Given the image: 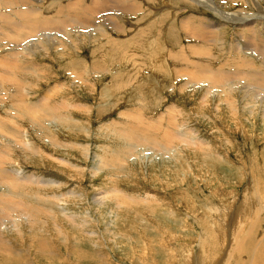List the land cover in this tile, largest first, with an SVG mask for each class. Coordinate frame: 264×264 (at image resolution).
Returning <instances> with one entry per match:
<instances>
[{
  "label": "rangeland",
  "instance_id": "rangeland-1",
  "mask_svg": "<svg viewBox=\"0 0 264 264\" xmlns=\"http://www.w3.org/2000/svg\"><path fill=\"white\" fill-rule=\"evenodd\" d=\"M61 1L63 5L70 3L69 0ZM91 1L87 0L86 3ZM142 1L139 13L133 16L124 12L121 15L129 19L124 22L127 29L123 34L117 33L115 26H111V20L100 23L102 19L99 15L91 26L74 25L77 38L80 35L83 38L69 46L66 39L62 38L61 49L44 42L43 47H33L23 54L17 49L16 52L20 53L18 56L12 53L13 49H6L8 46H0V59H8L10 53L14 54L15 60H12L18 65L17 75L20 77L19 86H15L13 81L5 82L7 85L0 84L1 88L4 86L3 90L0 88V213H3L0 215V242L3 243H0V261L4 260L8 264H169L157 255L162 243L168 245L169 251L172 248L165 239L166 232L168 239L178 240L175 246L176 264L181 263L183 254L190 249L194 250L196 260L218 264L223 258L220 253L222 248L224 252L230 253L227 264H263L264 86L249 79L245 80L247 83L238 81L243 85V90L250 94L239 103V113L243 112L240 116L245 124L242 128L237 127V124L235 127L226 110L217 112L215 108L216 105L226 108L230 92L225 94L221 93L220 87L218 90L214 86L210 88L207 86L210 82L202 80L201 84L200 81H193L191 76L200 72L199 67L193 68L183 63L175 66L170 58V52L183 51V56L188 58V53L198 49L202 54L194 55L195 58L189 56L190 61L197 63V60L209 54L218 56L220 61L228 57L261 61L258 53L264 52V40H260L264 39V19L256 18L258 15L264 16L258 12L261 5L257 0H232L234 3L224 0L225 7L221 5L220 9L235 13L238 18L244 17L245 22H238L228 19L220 11L203 10L198 4L184 0H178V3L177 0ZM260 2L264 4V0ZM205 3L213 6L209 0ZM249 9L251 12H248ZM14 10L17 9L14 7ZM169 13L174 18L171 16L166 20L165 17L163 21H166L160 25V19ZM185 15L187 18L194 15L197 20L193 19V22L189 19L193 25L201 23L199 19H211L223 25L220 31H227L224 32L227 35L219 31L216 37L220 38L217 42L213 40L217 44L211 48L212 45L203 37L187 32L189 25L180 22ZM141 16L145 17L144 21H138ZM13 17L17 20L16 16ZM81 17L84 15L81 14ZM252 20L263 22L259 24L256 35L247 32L250 28H242ZM254 25L257 27L258 24ZM99 27L110 32L109 38L122 42L137 37L138 31L145 27L146 35L140 40L143 41V48L131 50L125 45L122 52L116 51L114 46L108 45L107 37H90ZM129 27H134L135 31L131 33L134 37H130ZM242 30L245 35L241 34ZM26 35L21 38L25 39ZM212 39L209 38L208 42H212ZM232 41L245 47L246 53L238 52L240 47L233 46L231 50L229 46ZM119 47L120 44L116 48ZM70 62L76 67H72ZM27 69L29 73L21 72ZM73 69H79L85 81L82 78L73 79ZM224 69L234 71L235 67L226 66ZM258 69L260 74H264L261 63ZM116 83L128 85L118 88ZM230 83L235 84L236 80H231L229 87ZM255 86H259V90ZM235 95L241 97L244 94L239 92ZM247 99L252 103H248ZM37 105L42 107H35ZM50 107L53 111L58 109L57 114L50 113ZM59 116L74 118L73 121L62 120ZM193 133L199 137L200 142L197 144L190 140ZM173 134L177 138L173 139ZM186 138L187 142L184 141ZM113 159L118 163H114ZM3 170L8 172L7 176L1 172ZM200 170L217 172L218 181L212 183L204 176L200 177ZM176 172L186 182L170 188L167 184L172 183L173 173L177 178ZM37 178H42L40 183ZM119 196L125 198L124 202L118 200ZM192 196V203L185 206L184 201L188 202L187 198ZM95 198L106 200L108 206L112 205L111 208L116 209L117 216L109 209L96 205ZM193 199L196 204H193ZM229 199L231 204L227 202ZM231 199L237 200V208L233 207ZM221 203H229L232 210L236 209L239 215L234 216L236 223L233 217L224 214L227 210ZM171 209L177 212L176 218L167 213ZM71 212L76 217L80 215L79 224L72 223ZM207 216L208 219L205 218ZM226 216L228 222L224 220ZM86 219L90 221L83 229L80 224ZM178 219L183 223L180 228L174 226ZM211 220L214 221L213 226ZM21 225L25 231L22 239L18 231ZM231 225H235L234 229ZM182 227L187 229L186 239L181 235L184 232ZM164 228L166 230L161 233ZM60 230L65 231L63 233ZM7 248H11L12 253L6 252Z\"/></svg>",
  "mask_w": 264,
  "mask_h": 264
},
{
  "label": "bare ground",
  "instance_id": "bare-ground-1",
  "mask_svg": "<svg viewBox=\"0 0 264 264\" xmlns=\"http://www.w3.org/2000/svg\"><path fill=\"white\" fill-rule=\"evenodd\" d=\"M70 1V3H68V4H66V5H63V2L61 1V2H59V0H1L0 1V5H5V7H3V6H0V18H4V20L2 21V20H0V25L2 24V26H0V46H1V48H4V47H6V46H8V48H6V49H8V50H12L13 52L12 53H17V55L19 56L20 55V53L19 52H22V54H23V52L24 51H27L28 49H32L33 47L35 48V49H39L40 47H43L44 45H43V43L44 42H46L48 45H49V43L51 44V45H54V46H59V48H60V46H62V44H60V42L62 41L61 39L63 38V39H66V41H67V46H69V45H73V43H75V41L76 40H80V38H83V35H80V36H78V38H77V34H75V32H74V25H77V24H84V25H86V26H91L92 24H93V20L94 19H96L99 15H100V18L102 19L101 21H100V23H103V22H107L108 20H111L110 22L112 23H110L111 24V26H115V28H116V30H118L117 31V33L118 32H124V31H126V29H127V26H126V24L124 23L125 21H126V19H124L123 18V16L121 17V15L122 14H124V12L126 13V12H128V13H130V15H132L133 14V16H134V14L135 13H139V11L141 10V8H142V4H143V1L142 0H92L90 3H86V1L87 0H69ZM89 1V0H88ZM147 1V0H146ZM185 2L186 1H188V2H190V3H195V4H198L200 7H202L203 8V10L204 9H206V10H213V11H215V12H217V11H220L221 13H223L228 19H231V20H236V21H238L239 22V20H240V22H245L244 20V17H242V18H238L236 15H235V13H232V12H226V11H223V10H221L220 9V7H221V5H223V8L225 7V5H224V0H209L211 3H213V6L212 5H207L206 3H205V1L206 0H184ZM231 1V3H234L232 0H230ZM236 1V0H235ZM246 1V0H245ZM259 3H260V5H261V7H258L259 8V10H258V12L260 13V14H264V9H263V5L264 4H262L261 2H260V0H257ZM49 2V3H48ZM173 2V1H172ZM177 3H178V0L176 1ZM228 2V1H227ZM243 2V1H242ZM250 2V1H249ZM48 3V4H47ZM52 3H55L54 4V6H52ZM181 3V2H180ZM182 3H184V2H182ZM175 4V3H174ZM236 4V3H235ZM249 4V3H248ZM176 5H178V4H176ZM180 5V4H179ZM184 5V4H183ZM188 5V4H187ZM192 5V4H191ZM259 6V5H258ZM14 7H15V9H17V10H14ZM48 9V8H50V7H53L52 9H49V10H46V8ZM6 8V9H5ZM173 8V7H172ZM198 8V7H197ZM231 8V7H230ZM251 8V7H250ZM114 9H117L116 11H114V12H112L111 10H114ZM167 9V8H166ZM171 9V8H170ZM194 9V8H193ZM227 10H228V8H226ZM233 9V8H232ZM243 9V8H242ZM176 10V9H175ZM178 10H179V8H178ZM202 10V9H201ZM200 10V11H201ZM244 10H245V8H244ZM247 10V9H246ZM6 11L8 12L7 14H6ZM182 11V10H181ZM112 12V13H111ZM170 12V11H169ZM178 12H180V11H178ZM197 12V11H196ZM247 12V11H246ZM248 12H251L250 11V9H249V11ZM44 13H48L47 15L46 14H44ZM175 13V12H174ZM183 13V12H182ZM185 13V12H184ZM232 13V14H231ZM239 13V12H238ZM243 13V12H242ZM81 14H83L84 15V17H81ZM180 14V13H179ZM186 14V13H185ZM204 14V13H203ZM207 14V13H206ZM248 14V13H247ZM251 14V13H250ZM256 14H258V13H255L254 15H256ZM151 15H152V12H151ZM176 15H177V13H176ZM183 15V14H182ZM239 15V14H238ZM241 15V14H240ZM13 16H16V18H17V20H15L14 18L15 17H13ZM132 16V17H133ZM137 16V15H136ZM171 16H172V14H165V15H163V17H162V19H160V25L161 24H163L166 20H168L169 19V17L171 18ZM194 15H192V16H189L188 18L186 17V15H185V17L184 18H182L181 20H180V22H183V25H185V26H187V25H189V28H188V30H187V32L190 34V35H194V36H201V37H203L204 39H205V41H207V43H209V44H211L212 46H211V48H214V46H216V42H217V40L220 38H217L216 36L218 35L217 33L220 31V29H221V27L220 26H223V25H221V24H218L217 22H215V21H213V20H208V19H206V18H203V19H199V21H201V23L199 22L198 24H196V23H194V25H193V23L191 24L190 23V20L189 19H191L192 21H193V19H195V20H197L196 18H194L193 17ZM206 16V15H205ZM223 16V15H222ZM245 16V15H244ZM116 17V18H115ZM132 17H131V20H132ZM165 17H167V19L165 18ZM181 17V16H180ZM198 17V16H197ZM248 17V16H247ZM118 18V19H117ZM166 19L165 21H163V19ZM172 18H174V15L172 16ZM199 18H200V16H199ZM202 18V17H201ZM253 18V17H252ZM256 18H258V19H264V16L263 15H258ZM5 19H6V21H5ZM137 19V18H136ZM136 19H135V21H136ZM139 20L138 21H144V19H145V17H143V16H141V17H139L138 18ZM218 19V18H217ZM246 19H249V18H246ZM255 19V18H254ZM129 19H127V21H128ZM241 20H243V21H241ZM133 21V20H132ZM138 21H136L137 23H138ZM194 22V21H193ZM133 23H134V21H133ZM263 22H257L256 20H252V21H250V22H247V24H245L242 28H246V27H248V28H250V30H248L247 32H252V34H255L256 35V33L259 31V28H260V25L259 24H262ZM139 24V23H138ZM138 24H136V26L138 25ZM200 24V25H199ZM254 24H258L257 25V27H255V25ZM130 25V24H129ZM133 25V24H132ZM153 25H155L156 26V24H153ZM135 27V26H134ZM133 27V28H134ZM140 27V26H139ZM162 27V26H161ZM176 27V26H175ZM264 27V26H263ZM133 28H131V27H129V34L131 35V33H133L134 31H135V29H133ZM137 28V27H136ZM145 28V27H144ZM140 29L139 31H138V36L136 37H134L133 36V34L130 36V37H134V38H131V39H129V40H127V42L126 41H124V42H122V41H119L120 39H118V40H115L113 37L112 38H109L110 37V32L108 33V30H106L105 28H101V27H99L98 29H97V31H95V32H93L91 35H90V37H93L92 35H94V38H95V36L96 35H98V36H100V37H107L109 40H108V45H112V46H114V48H115V50L116 51H120V52H122L121 51V49H123L124 47H125V45L129 48V49H131V50H139V49H141V48H143V41H140V40H142V38L143 37H145V35H146V29ZM148 28V27H147ZM186 27H184V29H185ZM183 29V30H184ZM26 30H28V31H26ZM138 30V29H137ZM136 30V31H137ZM153 30V29H152ZM203 30H205V33H203L202 34V31ZM238 30V29H237ZM113 31V30H112ZM148 31V30H147ZM161 31H163V30H161ZM170 31V30H169ZM175 31H177V30H175ZM26 32H28L27 33V35H26ZM173 32H174V29H173ZM172 32V33H173ZM220 32H227V31H224L223 29H222V31H220ZM244 31L242 30L241 31V34H244L243 33ZM116 33V34H117ZM184 33H186V32H184ZM240 33V32H239ZM123 34V33H122ZM217 34V35H216ZM224 34H226V33H224ZM249 34V33H248ZM251 33H250V35L251 36H253ZM24 35H26L27 37L25 38V39H23V38H21L22 36H24ZM74 35V36H73ZM135 35H137V34H135ZM170 35V34H169ZM187 35V34H186ZM227 35V34H226ZM245 35V34H244ZM254 35V36H255ZM116 36H118V35H116ZM122 36V35H121ZM177 36H178V34H177ZM220 36H222V35H220ZM225 36V35H224ZM247 36V35H246ZM245 36V37H246ZM68 37H69V39H68ZM88 37V39L90 38L89 36H87ZM119 37V36H118ZM147 37H148V35H147ZM174 37V36H173ZM211 37L213 38L212 39V42H211V40H210V42H208L209 41V38L211 39ZM261 37V36H260ZM107 38H106V40H107ZM127 38V37H126ZM187 38V37H186ZM189 38H191L192 39V37H189ZM198 38V37H197ZM223 38V37H222ZM253 38H255V37H253ZM257 38H259V37H257ZM71 39H72V41H71ZM88 39H86V40H88ZM92 39V38H91ZM123 39H125V38H123ZM176 39V38H175ZM178 39V38H177ZM195 39H196V37H195ZM23 40V41H22ZM193 40V39H192ZM200 40V39H199ZM216 41V42H214V41ZM252 40V39H251ZM250 40V41H251ZM260 40H264V39H260ZM40 41H42L41 43H40ZM205 41H204V44H205ZM222 40H220V42H221ZM255 41V40H254ZM63 42V41H62ZM77 42V41H76ZM172 42V41H171ZM237 42V41H236ZM258 42H260V41H258ZM202 43V42H201ZM252 43H253V40H252ZM69 44V45H68ZM120 44V46L121 47H119V48H116V47H118V45ZM179 44V43H178ZM193 44V43H192ZM79 45V44H78ZM107 45V44H106ZM156 45V48L158 47L157 46V44H155ZM160 45V44H159ZM176 45V44H175ZM197 45V44H196ZM230 45L231 46H229L230 48H231V50H233L234 48H233V46L234 47H237V48H239L240 47V49L239 50H237L238 52H244V53H246L245 51H244V48L245 47H242L238 42L237 43H235V42H230ZM253 45H254V43H253ZM77 46V45H76ZM84 46V45H83ZM203 46V45H202ZM205 46V45H204ZM220 46L222 47V42L220 43ZM246 46H248V45H246ZM257 46V45H256ZM50 47V46H49ZM74 47V46H73ZM175 48H177L176 46H174ZM218 47V46H217ZM228 47V48H229ZM251 47V46H250ZM263 47V46H262ZM0 48V49H1ZM46 48V47H45ZM65 48H66V46H65ZM76 48V47H75ZM75 48H73V49H75ZM159 48V47H158ZM161 48H162V46H161ZM185 48V47H184ZM254 48V47H253ZM256 48V47H255ZM254 48V49H255ZM264 48V47H263ZM18 49V51L19 52H16V50ZM25 49V50H24ZM42 49V48H41ZM61 49V48H60ZM72 49V48H71ZM70 49V50H71ZM202 49V48H201ZM216 49V48H215ZM259 49V48H258ZM260 49H261V46H260ZM259 49V50H260ZM34 50V49H33ZM47 50V49H46ZM77 50V49H76ZM143 50V49H142ZM196 52H194V53H188L189 55H188V58H185L184 56H183V53L181 52V53H173V52H170V58L172 59V61L174 62V64H175V66H179V65H181L182 63L183 64H186V65H190V66H198L199 67V73H194V75H192L191 76V78H192V80L193 81H200V83L202 82V80L203 81H205L206 83L207 82H210L209 84L207 83V86H210V88L212 87V86H214V87H217L216 89L218 90V89H220L221 88V90H222V92L221 93H227L228 91L230 92V96H229V100L227 99V102H228V104H227V106H226V108L224 109L223 107H221V106H218V105H216L215 106V108H216V110H217V112H221V111H225L226 110V112H228V114H229V116H230V118L233 120V122L235 123V127H236V124H237V127H239V128H242V126L245 124L244 122H242V119H241V116H240V114L241 113H243V112H241V113H239V110H240V108H239V103L242 101V99H244V98H246V96L247 95H249L250 94V92L249 91H244L243 90V85H241L238 81H244V82H246L245 80H252V81H254V82H258V83H261V85L262 86H264V74H260L259 72H258V70H260V69H258V66H259V64L261 63V66H264V52L262 51V52H257L258 54H259V56L261 57V61L259 60V61H257V59L256 60H253V59H251V58H245V57H241V58H239V59H234V58H232V57H228L226 60H224V61H220L219 60V57L218 56H216V55H214V54H212V55H208V53L206 54V55H208V56H206V57H203L201 60H197V61H199V62H197L196 63V61L195 62H193V60H191L190 61V59H189V56H193L194 57V55H198V54H202L198 49H194ZM206 50V49H205ZM226 50V49H225ZM228 50V49H227ZM261 50H263V49H261ZM161 51V50H160ZM211 51V50H210ZM217 51V50H216ZM250 51V50H249ZM252 51H254V50H252ZM255 51H257L256 49H255ZM8 52V51H7ZM131 52H134V51H131ZM178 52V51H177ZM180 52V51H179ZM213 52V51H212ZM220 52V51H219ZM5 53V52H4ZM12 53H10L9 55H10V58H8V59H5V57L4 58H1L0 59V68H2L1 69V73H5V74H0V84H3V83H5V82H7V83H10V82H14L13 84L15 85V86H19V84H18V81H20V77H18V75H17V73H18V65H16V62H14L12 59H14V54H12ZM33 53V52H32ZM47 53V52H46ZM137 53V52H136ZM26 54H28V53H26ZM135 54V53H134ZM185 54V53H184ZM204 54V53H203ZM254 54V53H253ZM256 54V53H255ZM62 55V54H61ZM126 55V54H125ZM137 55V54H136ZM222 55H225V54H222ZM231 55V54H230ZM25 56V55H24ZM34 56V55H33ZM186 56V55H185ZM241 56V55H240ZM246 56H248V55H246ZM7 57H9L8 56V54H7ZM178 58H181V60H179ZM195 58V57H194ZM33 59V58H32ZM222 59V58H221ZM15 60V59H14ZM18 60V59H17ZM26 60V59H25ZM19 61V60H18ZM71 64V66L72 67H76V66H74L73 65V63L72 62H70ZM215 64H217V65H215ZM189 66V67H190ZM226 66H229V67H235V70L234 71H228V70H225L224 68L226 67ZM213 67H215V68H213ZM21 68V67H20ZM80 68V67H79ZM97 68V67H96ZM156 68V67H155ZM163 69H164V67H162ZM194 68V67H193ZM195 68H197V67H195ZM260 68V67H259ZM22 69H24V68H22ZM187 69V68H186ZM74 70V69H73ZM81 70H83V69H81ZM138 70V69H137ZM198 70V69H197ZM230 70V69H229ZM263 69L261 68V71H262ZM85 71V70H84ZM164 71V70H163ZM191 71V70H190ZM195 71V70H194ZM247 71V72H246ZM248 71H250V72H248ZM21 72H24V73H29V71H28V69L25 71V70H23V71H21ZM90 72V71H89ZM97 72H98V69H97ZM99 72H102V71H99ZM159 72V71H158ZM253 72H258V73H253ZM136 73V72H135ZM173 73V72H172ZM191 73V72H190ZM83 74H86L85 72L83 73ZM102 74V73H101ZM127 74V73H126ZM192 74V73H191ZM23 75V74H22ZM26 75V74H25ZM94 75V74H93ZM96 75H98V74H96ZM137 75V74H136ZM180 75V74H179ZM73 76H75L73 79H79L80 80V78H82L83 76H82V73L80 72V70L79 69H75L74 70V75ZM95 76V75H94ZM100 76V75H99ZM103 76V75H102ZM171 76H172V74H171ZM182 76H183V74H182ZM181 76V77H182ZM126 77V76H125ZM172 77H174V76H172ZM187 77H188V75H187ZM84 78V77H83ZM83 78H82V80H83ZM132 78V77H131ZM178 78V77H177ZM173 79V78H172ZM183 79V78H182ZM189 79V78H188ZM90 80V79H89ZM101 80V79H100ZM231 80H236V83L235 84H232L231 85V83H230V87L228 86V83L231 81ZM69 81V80H68ZM72 81V80H71ZM70 81V82H71ZM83 81H85V79L83 80ZM22 82V81H21ZM77 82V81H76ZM79 82V81H78ZM88 82V81H87ZM237 82L239 83V84H237ZM251 82V81H250ZM89 83V82H88ZM186 83V82H185ZM203 83V82H202ZM201 83V84H202ZM233 83V82H232ZM247 83V82H246ZM245 83V84H246ZM251 83H253V82H251ZM251 83H250V85H251ZM257 83V84H258ZM6 84V83H5ZM12 84V83H11ZM134 84H135V82H134ZM4 85V84H3ZM7 85V84H6ZM9 85V84H8ZM95 85V84H94ZM128 84H124V83H122V84H118V83H116V86L118 87V88H124V87H126ZM132 85V84H131ZM180 85V84H179ZM260 85V86H261ZM14 86V87H15ZM28 86V85H27ZM71 86H72V84H71ZM74 86H76V85H74ZM194 86V85H193ZM197 86H198V84H197ZM207 86H206V88H207ZM253 86V85H252ZM26 87V86H25ZM108 87V86H107ZM199 87V86H198ZM218 87H220V88H218ZM249 87V86H248ZM247 87V88H248ZM256 87V89H258V87L257 86H255ZM0 88H1V85H0ZM2 88H4V86L2 87ZM1 88V89H2ZM73 88V87H72ZM176 88V87H175ZM182 88V87H181ZM202 88H203V86H202ZM260 88H262V87H260ZM14 89V88H13ZM25 89V88H24ZM131 89V88H130ZM178 89V88H177ZM185 89V88H184ZM189 89V88H188ZM208 89V88H207ZM246 89V88H245ZM254 89V88H253ZM3 90V89H2ZM1 90V91H2ZM27 90V89H26ZM107 90V89H106ZM210 90V89H209ZM212 90V89H211ZM210 90V91H211ZM259 90V89H258ZM261 90V89H260ZM264 89H262V91H263ZM0 91V92H1ZM25 91V90H24ZM103 91H105V90H103ZM119 91V90H118ZM128 91V90H127ZM131 91V90H130ZM206 91V90H205ZM29 92V91H28ZM182 92V91H181ZM204 92V91H203ZM202 92V93H203ZM239 92H243V94L244 95H241V97H239V95L238 96H236L235 94H239ZM252 92V91H251ZM256 92V91H255ZM204 93H206V92H204ZM214 93V92H213ZM217 93V92H216ZM257 93H259V91L257 92ZM262 93V92H261ZM260 93V94H261ZM263 93H264V91H263ZM262 93V94H263ZM105 94V93H104ZM121 94V93H120ZM123 94V93H122ZM217 94H219V93H217ZM241 94V93H240ZM252 95H254V94H252ZM258 95V94H257ZM27 96V95H26ZM167 96V95H166ZM202 96H203V94H202ZM208 96H209V94H208ZM218 96V95H217ZM223 96H225L224 94H223ZM222 96V97H223ZM261 96V95H260ZM24 97V96H23ZM47 97V96H46ZM117 97H118V95H117ZM209 97H212V96H209ZM222 97H221V99H222ZM146 98V97H145ZM251 98H253V97H251ZM47 99V98H46ZM104 99H107V98H105L104 97ZM217 99V98H216ZM220 98H218V100H219ZM256 99V98H255ZM55 100V99H54ZM53 100V101H54ZM203 100H204V98H203ZM226 100V99H225ZM248 100V99H247ZM253 100V99H252ZM260 100V99H259ZM26 101V100H25ZM205 101H206V99H205ZM256 101V100H255ZM258 101V100H257ZM262 101H264V98H263V100ZM61 102H62V100H61ZM219 102V101H218ZM217 102V103H218ZM221 102H222V100H221ZM220 102V103H221ZM248 103H252V102H250L249 100L247 101ZM258 102H260V101H258ZM257 102V103H258ZM2 103V102H1ZM28 103V102H27ZM41 103V102H40ZM43 103V102H42ZM73 103V102H72ZM207 103V102H206ZM216 103V104H217ZM219 103V104H220ZM223 103V102H222ZM256 103V102H255ZM262 103H264V102H262ZM36 104H38V102L36 103ZM35 104V105H36ZM50 104V103H49ZM48 104V105H49ZM75 104V103H74ZM226 104V103H225ZM241 104V103H240ZM71 106H72V104H71ZM256 106H258V105H256ZM35 107H42V105H40V106H35ZM34 107V108H35ZM253 107V106H252ZM251 107V108H252ZM33 108V109H34ZM256 108V107H255ZM32 109V110H33ZM40 109V108H39ZM43 109V108H42ZM41 109V110H42ZM55 109V108H54ZM243 109V108H242ZM241 109V110H242ZM253 109V108H252ZM9 110V109H8ZM36 110V109H35ZM49 110V112L50 113H53V114H55L56 112H57V110L56 111H53V109H52V107H50V109H48ZM264 110V109H263ZM37 111V110H36ZM40 111V110H39ZM48 112V111H47ZM70 112V111H69ZM246 112V111H245ZM250 112H252L251 110H250ZM45 113V112H44ZM73 113V112H72ZM52 114V115H53ZM57 114V113H56ZM249 114V113H248ZM247 114V115H248ZM255 114V113H254ZM50 115V114H49ZM48 115V116H49ZM62 115H64V114H62ZM242 115V114H241ZM250 115V114H249ZM55 116H57V115H55ZM65 116V115H64ZM245 116H246V114H245ZM253 116V115H252ZM60 117V116H59ZM242 117H244V116H242ZM247 117V116H246ZM249 117V116H248ZM247 117V118H248ZM260 117V116H259ZM60 118H62V117H60ZM60 118H59V120H60ZM73 118L74 117H63L62 118V120L63 119H66V120H72L73 121ZM229 118V117H228ZM252 119V118H251ZM62 120H61V122H62ZM174 120V119H173ZM226 120H227V118H226ZM229 120V119H228ZM9 121V120H8ZM172 121V120H171ZM252 121H253V119H252ZM230 122V121H229ZM255 122V121H254ZM73 123V122H72ZM2 124H4V123H2ZM60 124V123H59ZM75 126L77 125V124H75V123H73ZM61 125V124H60ZM63 125V124H62ZM252 126V125H251ZM178 127V126H177ZM41 128H43V127H41ZM62 128V127H61ZM244 129H246V127H243ZM188 129V128H187ZM238 129V128H237ZM194 130V129H193ZM159 131V130H158ZM192 131V130H191ZM190 131V132H191ZM45 133V131L43 132V134ZM173 133V132H172ZM46 134V133H45ZM44 134V135H45ZM184 135H186V134H183V135H179V136H184ZM195 135V133H193V136L191 137V141H192V143H195V144H197V143H199L200 141H199V137H197V135L196 136H194ZM171 137H174L173 139H175V138H177V135L176 134H173ZM188 137V136H187ZM129 138V137H128ZM3 140V139H2ZM146 140V139H145ZM144 141V140H143ZM159 141V140H158ZM158 141H156L157 143H158ZM175 141V140H174ZM185 142H187V138H186V140H184ZM202 141V140H201ZM2 142V141H1ZM169 143V142H168ZM189 143V142H188ZM13 144V143H12ZM18 144V143H17ZM200 144H202V142L200 143ZM2 145H4V144H2ZM169 145V144H168ZM5 146V145H4ZM23 146V145H22ZM171 146V145H170ZM198 146V145H197ZM7 147V146H6ZM12 147V146H11ZM4 148V147H3ZM9 148V147H8ZM21 148V147H20ZM20 148H19V152H20ZM32 148V147H31ZM143 148V147H142ZM171 148H172V146H171ZM5 149V148H4ZM11 149V148H10ZM27 149V148H26ZM87 149V148H86ZM164 149V148H163ZM6 150V149H5ZM143 150V149H142ZM169 150V149H168ZM170 151V150H169ZM210 151V150H209ZM112 152V151H111ZM184 152V151H183ZM5 153V152H4ZM212 153V152H211ZM89 155V154H88ZM138 155V154H137ZM155 156V155H154ZM264 156V155H263ZM262 156V157H263ZM20 160H23V159H20ZM114 161V163H118L115 159H113ZM118 160H120V159H118ZM211 160V159H210ZM104 162V161H103ZM65 164H67V163H65ZM1 165V164H0ZM5 165H6V163H5ZM180 166H182V165H180ZM6 167V166H5ZM10 169V168H9ZM123 170V169H122ZM199 170V169H198ZM173 171V170H172ZM3 174H5L6 176L8 175V172L6 171V170H3V171H1ZM13 172V171H12ZM16 172H18V171H16ZM11 173V172H10ZM177 173V172H176ZM214 173V174H213ZM213 173H210V172H204L203 170H200V172H199V176L201 177V176H204L205 178H207L208 180H210L212 183H215L216 181H218V175H217V172H214L213 171ZM12 174V173H11ZM95 174V173H94ZM170 175H172V173L170 172ZM16 176V175H15ZM10 177V176H9ZM169 177V176H168ZM14 179H16L17 177H13ZM11 179V178H10ZM23 179V178H22ZM38 179V178H37ZM176 179V180H175ZM17 180H19V179H17ZM42 180V178H39L37 181L40 183V181ZM45 180V179H44ZM12 181V180H11ZM23 181V180H22ZM219 181H221L220 179H219ZM18 182V181H17ZM28 182V181H27ZM43 182V181H42ZM60 182V181H59ZM170 182H172V183H170V184H167L170 188L171 187H173L174 185H176L177 187L179 186V185H183V183H185L186 182V179L184 180V179H180V177H178V173H177V178H176V174H174L173 173V177H172V180H170ZM4 183V182H3ZM44 183V182H43ZM221 183V182H220ZM13 184V183H12ZM46 184V183H45ZM5 185V184H4ZM56 185V184H55ZM15 185H13V187H14ZM24 187H26V186H24ZM61 187V186H60ZM175 187V186H174ZM18 189V188H17ZM1 190H2V188H1ZM22 190V189H21ZM73 190V189H72ZM70 193H73V191H71ZM76 193H77V191H76ZM80 195V194H79ZM260 195V194H259ZM4 196V195H3ZM1 198V197H0ZM98 198V197H97ZM99 198H101V197H99ZM104 198V197H103ZM102 198V199H103ZM192 198H194L193 196L192 197H188L187 198V201L188 202H186V201H184V205L185 206H187V203L189 204V203H192ZM256 198V197H255ZM16 199V198H15ZM124 199L125 198H121L120 196H119V198H118V200L119 201H122V202H124ZM232 200V199H231ZM234 200V199H233ZM232 200V201H233ZM256 200V199H255ZM12 201V200H11ZM94 201H95V203H96V205H99V207L100 208H106L107 210L109 209L110 210V212L111 213H116V216H117V212L115 211L116 209H112L111 208V206L112 205H110V206H108V204H107V202H106V200L104 201V200H98V199H94ZM226 201V200H225ZM257 201V200H256ZM220 202V201H219ZM227 202H229L230 203V199H229V201H227ZM236 202H237V200H235V201H233L232 202V205H233V207H235V208H237L236 207ZM247 202V201H246ZM261 202H262V200H261ZM1 203V202H0ZM15 203V202H14ZM229 203L228 204H224V203H221V204H224V205H222V206H225V208H226V210H227V212H225L224 214H226V215H229V216H231V218L233 217V221H234V223H236V219L234 218V216H236V215H238V214H236V209H234V210H232V208H231V205H229ZM193 204H196V200L195 199H193ZM231 204V203H230ZM240 204V203H239ZM14 205V204H13ZM191 205V204H190ZM15 206V205H14ZM24 206V205H23ZM114 206V205H113ZM125 206H126V204H125ZM184 206V207H185ZM222 206L220 205V207L222 208ZM5 207V206H4ZM128 207V206H127ZM219 207V206H218ZM23 208V207H22ZM41 208V207H40ZM120 208H121V206H120ZM181 208V207H180ZM182 208H183V206H182ZM210 208V207H209ZM220 208V209H221ZM15 209V208H14ZM219 209V210H220ZM239 209V208H238ZM16 210V209H15ZM44 210V209H43ZM46 210V209H45ZM183 210V209H182ZM210 210V209H209ZM225 210V211H226ZM2 211V210H1ZM0 211V212H1ZM121 211V210H120ZM152 211H154V210H152ZM157 211H158V209H157ZM168 211V210H167ZM211 211H212V209H211ZM221 211V210H220ZM219 211V212H220ZM260 211V210H259ZM53 212V211H52ZM162 212V211H161ZM186 212V211H185ZM212 212H214V211H212ZM216 212V211H215ZM218 212V211H217ZM216 212V213H217ZM234 212V213H233ZM46 213H47V211H46ZM158 213V212H157ZM167 213H170L171 214V216L172 217H174V218H176V215H177V212L175 211V209H171V210H169ZM191 213V212H190ZM1 214H3V213H0V215ZM50 214V213H49ZM71 214V217H70V219H71V221H72V223H74V224H79L78 223V220L80 219V215L78 216V217H76V214L75 213H70ZM106 214L108 215V213L106 212ZM119 214V213H118ZM218 214V213H217ZM217 214H215L216 216H217ZM221 214V213H220ZM240 214H242V212L240 213ZM54 215V214H53ZM161 215V214H160ZM211 215H213V214H211ZM211 215H210V217L209 216H207V217H205L206 219H208V217H209V220H210V218H211ZM219 216V215H218ZM239 216V215H238ZM214 217V216H213ZM220 217V216H219ZM224 217V216H223ZM227 218H225L224 220H226L227 222H228V216H226ZM237 217V216H236ZM87 218H89V216L87 217ZM180 218H184L183 216H181ZM179 218V219H180ZM222 218V217H221ZM243 218V217H242ZM241 218V219H242ZM3 219V218H2ZM90 219V218H89ZM89 219H86V220H82L83 221V223H81L80 224V226H81V228H83V229H85V226H86V224L87 223H89ZM178 219V221H177V223H175L174 224V226H177V227H179L180 228V225H182L183 223H181L180 222V220ZM260 219V218H259ZM81 220V219H80ZM173 220V219H172ZM198 220V219H197ZM212 220H213V218H212ZM212 220H211V222L210 223H212V226H213V223H214V221L212 222ZM222 220V222H223V218L221 219ZM230 220V219H229ZM53 221V220H52ZM199 221V220H198ZM231 221H232V219H231ZM245 221H246V219H245ZM124 222V221H123ZM217 222V221H216ZM259 222V221H258ZM117 223V222H116ZM220 223V222H219ZM224 223V222H223ZM222 223V224H223ZM231 223V222H230ZM112 226H113V223H110ZM200 224V223H199ZM217 224V223H216ZM221 224V223H220ZM225 224V223H224ZM226 224H228V226H229V223H226ZM232 224V223H231ZM237 224H238V222H237ZM243 224V223H242ZM241 224V225H242ZM258 225L260 224V222L259 223H257ZM89 225V224H88ZM92 225V224H91ZM160 225V224H159ZM184 225H186V224H184ZM209 225V224H208ZM239 225V224H238ZM244 225V224H243ZM242 225V227H244ZM232 227H233V229H234V226L233 225H231ZM230 226V227H231ZM22 225L20 226V228H18V231H19V237L22 239V236H24L25 235V231H23V229H22ZM57 227V226H56ZM199 227V226H198ZM202 227H204V226H202ZM201 227V228H202ZM218 227V226H217ZM221 227V226H220ZM223 227H227V225L226 226H224L223 225ZM229 227V228H230ZM231 227V228H232ZM236 229H237V227H235ZM241 228V227H240ZM240 228H239V230H240ZM75 229V228H74ZM108 229H110V228H108ZM168 229V228H167ZM181 229H184L183 231L184 232H181V233H183V234H181V235H183L182 237H184V239H186V235H185V231H187V229L186 228H184V227H182ZM209 229V228H208ZM221 229H223L222 227H221ZM228 229V228H227ZM8 230V229H7ZM166 230V228H164V230L161 232V233H164V231ZM174 230V229H173ZM203 230V229H202ZM220 230V229H219ZM65 231V230H64ZM64 231H61L60 230V232H63L64 233ZM75 231V230H74ZM169 231V230H168ZM223 231V230H222ZM235 231V230H234ZM208 232V231H207ZM210 232V231H209ZM208 232V233H209ZM219 232H221V231H219ZM231 232H232V230H231ZM237 232H238V230H237ZM75 235L77 234V232H73ZM177 233V232H176ZM227 233V232H226ZM178 234V233H177ZM176 234V235H177ZM202 234V233H201ZM217 234H218V232H217ZM2 235V234H1ZM169 235V234H168ZM203 235V234H202ZM235 235V234H234ZM233 235V236H234ZM35 236H37V235H35ZM3 237V236H2ZM1 237V238H2ZM53 237V236H52ZM178 237L180 238V236H179V234H178ZM9 239V238H8ZM7 239V240H8ZM27 239V238H26ZM165 239H166V241H167V243L168 244H170L171 246H172V248L170 249V251H169V249H168V245H166L165 243H162L161 244V249L160 248H158V254L157 255H159L158 256V258L160 257V259H166L168 262H169V264L170 263H172V264H176V261H174L176 258H177V252H176V245H178L177 244V242H178V240L176 239V240H170V239H168L167 238V233L165 232ZM64 240H65V238H64ZM190 240V239H189ZM220 240H222V239H220ZM219 240V241H220ZM7 242V241H6ZM1 243V242H0ZM5 243V242H4ZM31 243V242H30ZM32 243H34V242H32ZM231 243V242H230ZM1 244H3V243H1ZM4 246V245H3ZM205 246V245H204ZM2 247V246H1ZM0 247V248H1ZM218 247V246H217ZM216 247V248H217ZM233 247H235V246H233ZM245 247V246H244ZM6 248V247H5ZM203 248V247H202ZM239 248V247H238ZM200 249V248H199ZM2 251L4 250L3 248L1 249ZM12 249L11 248H7L6 249V252H11L12 253V251H11ZM218 250V249H217ZM222 250L223 251H221L220 253L223 255V258H222V260L220 261L219 260V263L218 264H227V260H228V257H229V254L230 253H226V252H224V249L222 248ZM237 250V249H236ZM239 250V249H238ZM214 251V250H213ZM216 251V250H215ZM230 251H232V250H230ZM4 252V251H3ZM217 252V251H216ZM215 252V253H216ZM0 253H2V252H0ZM193 254H194V250H188V251H185V255L183 254V259L181 260V263L180 264H200V259H197L196 260V256L194 255L193 256ZM214 254V253H213ZM257 254V253H256ZM259 254V253H258ZM235 255V254H234ZM260 255V254H259ZM258 255V256H259ZM221 255H219V257H220ZM225 256H227V258L225 257ZM3 257V256H2ZM14 257V256H13ZM199 257V256H198ZM253 257V256H252ZM210 258V257H209ZM211 259V258H210ZM192 260V261H191ZM196 260V261H195ZM231 261V260H230ZM229 261V262H230ZM210 262H211V260H210ZM240 262V261H239ZM263 264H264V261L262 260L261 261ZM166 263V262H165ZM208 262L207 261H204V262H201V264H207ZM0 264H8V263H6L4 260H2V261H0ZM166 264H168V263H166ZM210 264V263H209ZM215 264V263H214ZM238 264V263H237ZM254 264H257V263H254Z\"/></svg>",
  "mask_w": 264,
  "mask_h": 264
}]
</instances>
